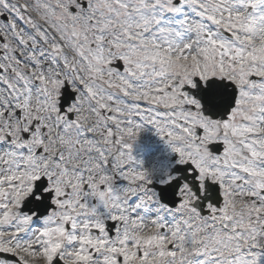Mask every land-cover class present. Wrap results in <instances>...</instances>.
Wrapping results in <instances>:
<instances>
[{
	"label": "snow or ice",
	"instance_id": "snow-or-ice-1",
	"mask_svg": "<svg viewBox=\"0 0 264 264\" xmlns=\"http://www.w3.org/2000/svg\"><path fill=\"white\" fill-rule=\"evenodd\" d=\"M0 264H264V0H0Z\"/></svg>",
	"mask_w": 264,
	"mask_h": 264
}]
</instances>
